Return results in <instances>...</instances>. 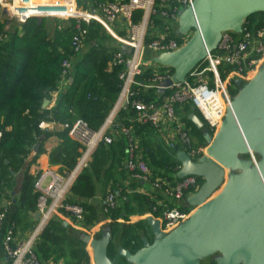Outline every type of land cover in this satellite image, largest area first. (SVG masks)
<instances>
[{"label":"built area","instance_id":"built-area-1","mask_svg":"<svg viewBox=\"0 0 264 264\" xmlns=\"http://www.w3.org/2000/svg\"><path fill=\"white\" fill-rule=\"evenodd\" d=\"M48 1V0H47ZM51 0L38 3L35 0H16L2 8L21 24L32 18H62L76 21L72 39L73 57L63 63L61 80L70 81L73 60L88 45V31L82 23H97L121 47L113 55L110 68L120 67L122 89L117 102L98 132L91 131L80 119L72 122H51L53 127L67 130L71 139L80 144V158L74 168L65 174L47 168L36 174L34 190L39 194L36 210L40 218L31 236L17 241L15 228L5 230L2 247L10 264H43L35 252V246L43 229L60 215L63 224L73 225L77 231L92 238L97 235L96 226L86 224L84 209L67 202L77 177L88 168L92 155L100 143L111 145L117 137L126 141L128 157L125 163L131 177L161 191L168 199L179 201L193 195L200 187L195 177L184 179L154 175L147 164L136 156L140 139L139 128L164 127L166 141L171 152H185L198 162L206 156V144L199 145L185 118L187 108L199 114L208 132L216 134L226 111L230 108L237 83L249 82L264 66V14L258 20H248L241 33L226 32L218 48L197 66L184 83L174 82L170 87L163 84L172 79L174 71L153 62V57L179 50L189 36L177 34L179 16L183 10L192 8L195 0ZM43 10V11H40ZM31 14V15H29ZM125 114L121 117L122 113ZM50 123V122H49ZM127 123V124H126ZM46 122L39 128L45 130ZM254 163L257 156L251 157ZM119 191L109 188L103 198V210L109 214L119 205ZM159 213V217H155ZM192 210L170 208L165 203L154 202L151 214L160 221L161 230L171 233L189 219ZM4 207L0 203V230L5 223ZM111 223V220H108ZM89 254H92L89 253Z\"/></svg>","mask_w":264,"mask_h":264},{"label":"trees","instance_id":"trees-1","mask_svg":"<svg viewBox=\"0 0 264 264\" xmlns=\"http://www.w3.org/2000/svg\"><path fill=\"white\" fill-rule=\"evenodd\" d=\"M259 17L260 15H256L249 20L253 22ZM8 24L0 18V203L2 199L10 198L16 176L23 171L17 212L12 219V226H17L25 215L35 212L39 197L34 190L36 177L30 174L28 167L24 170V166L37 140L41 136H49L48 132L39 128L40 123H73L80 119L91 131L98 132L119 98L122 81L121 68L111 69L109 66L117 52L115 45L107 46L112 38L97 23H82V27L88 31L89 49L79 55L80 58L77 56L73 60V69L69 76L72 83L70 81V87L60 94L55 109H43L44 100H48L58 90L63 63L73 57L72 39L76 32V21H71V26L67 28L57 27L53 37H50L45 19H29L11 33L6 31ZM237 90L238 88L231 91L232 96L236 95ZM129 113L133 115V112ZM129 113H122L121 117L130 115ZM187 113L189 116L192 110L187 108ZM185 121L198 144L205 145L204 132L195 128L188 117ZM205 128L208 131L206 126ZM137 132L144 133L147 137H153L155 134L153 128L148 126L139 128ZM52 135L60 140V144L49 153V164L59 168L64 174L72 170L78 162L81 146L69 137L67 130L62 129ZM140 148L148 156V165L163 171L160 176L168 177L171 181L176 178L181 165L175 153H168L158 140L151 141L146 138L141 142ZM41 153L39 149L38 155ZM126 156L124 138L117 137L109 146L100 143L88 168L75 180L67 202L78 204L84 209L88 226L98 220L96 208L87 202L95 197V180H103L104 190L111 180L118 182V177L124 174L122 165ZM199 183L202 184L201 181ZM113 189L116 192L119 190L120 196L125 197V200L123 208L118 205L108 214L112 239L120 233L118 221L122 215L123 219L129 222L132 215L140 217L151 211L154 205L149 203L147 196H128L122 185L118 184L116 189L113 186ZM146 226V221L134 225L125 224L119 250L126 249L132 254L140 250L142 238L148 239L147 230L150 228ZM102 237L100 234L93 238ZM35 247L42 263L93 264L92 254L85 251L86 245L82 239L67 238L64 235V225L60 224L56 217L43 229ZM119 250H116L111 240L109 259L114 264H128ZM67 256H70L71 263L66 260Z\"/></svg>","mask_w":264,"mask_h":264},{"label":"water","instance_id":"water-1","mask_svg":"<svg viewBox=\"0 0 264 264\" xmlns=\"http://www.w3.org/2000/svg\"><path fill=\"white\" fill-rule=\"evenodd\" d=\"M264 14V0H195L179 16L177 34L189 36L176 52L153 57L174 71L163 84L184 83L188 75L214 52L226 32L241 33L253 16ZM41 21V18H36ZM72 83V80H70ZM238 93L213 136L194 109L188 120L204 132L206 156L193 162L185 152L176 156L178 179L202 182L188 198L194 210L188 220L165 234L147 216L153 240L142 238L135 254L121 250L128 264H201L216 256L215 264H264V66ZM49 101L44 100L43 109ZM252 156H257L254 163ZM37 221L40 218L35 214ZM92 250L93 264H114L108 257L110 232L101 239L82 236Z\"/></svg>","mask_w":264,"mask_h":264},{"label":"crops","instance_id":"crops-1","mask_svg":"<svg viewBox=\"0 0 264 264\" xmlns=\"http://www.w3.org/2000/svg\"><path fill=\"white\" fill-rule=\"evenodd\" d=\"M1 1V0H0ZM38 3H45L51 0H35ZM6 5L12 6L16 0H12L11 3H8L7 0H5ZM3 3H0V8L2 10V12L9 14L6 10H3L2 6ZM0 10V14L2 13ZM43 11V10H40ZM3 14V13H2ZM31 15V14H30ZM45 20H48V18H43ZM70 23L66 26V27H61V28H67L71 26V21H69ZM51 24H47L46 23V27L48 29V32L50 34V37H53L54 31H55V27L52 30L53 26H50ZM9 25L7 26V33H11L9 32ZM112 38V37H111ZM113 42H111L110 44H107V46L109 47H114V45L117 47V50L121 47L120 42L115 40L114 38L111 39ZM87 49V50H86ZM89 46L87 45L85 48V52L88 51ZM70 87V81L68 82H63L60 81L58 83V90L56 92H54L50 98L48 99L49 101V106L46 110L49 111H53L57 105L59 96L61 93L65 92L68 88ZM190 116V115H189ZM189 116L186 117L189 118ZM46 124L48 125L47 128L44 130L45 132L49 133V136H41L38 140L37 143H35V145L33 146V148L31 149L30 153L28 154L27 158H26V165L24 166V170L27 168L30 172V174L36 176V174L43 170V169H47V168H52L55 170L59 171V168L57 167H52L49 164V153L54 150L59 144H60V140L55 136L52 135L56 132H58L59 130H62V128H60V126H55L53 127L52 123L50 122H46ZM155 134L153 137H147L146 135L144 136V133H138L136 132V135L138 136V138L140 139V142L138 144V147H136V156L138 158L143 159L144 161H148V156L147 154L144 153V150H142L140 148L141 142L146 138L149 140H158L159 142H161L163 144V146L165 147V149L167 150L168 153L173 154V152H171L168 148L167 145V141H166V129L162 126L160 128L157 129H153ZM127 148V147H126ZM41 149L42 153L40 155H38V150ZM179 152H176V156L178 155ZM128 157V153L126 156V159L124 160V163L122 165V169H124V174L122 175V177H118V182L115 181H110L108 183V185L106 186V190H104L105 186L102 189V203L99 205H95L93 202V199L87 201L90 205L94 206L98 212V217L99 215H101V212L103 210V198L106 194V192L108 191V188H112L113 186L116 189V186L122 185L123 189L126 190V194L130 197H132L133 195H141V196H147V200L150 201L149 203H165L168 205V207L170 208H179V209H190L193 212V208L190 207L189 203H188V198L191 196H187L179 201H172L170 199H168L161 191H158L157 189H155L152 184H143L141 182H137L135 181L132 177L131 174L127 171L125 163ZM31 164V165H30ZM148 164V163H147ZM150 167V166H149ZM151 171L153 174L155 175H160L161 173H163V171H158V169H154L152 166L150 167ZM121 170V169H120ZM122 171V170H121ZM60 172V171H59ZM22 173L18 174L16 176V183L15 186L10 194V198H4L1 200V205L4 207V211H5V223L4 226L2 227V229L0 230V264H10V261L8 259H6V256L4 254L3 251V247H2V242H3V238H4V233L5 230L8 228V226L12 225V219L13 216L16 214L17 212V202L19 200V194H20V183H21V179H22ZM65 174V173H64ZM97 185V184H96ZM119 191V190H118ZM118 199L120 203H123L125 200V197L122 198V196H120V191L118 194ZM147 201V202H148ZM60 217V215H58L56 218L58 219ZM155 217H159V213L155 215ZM38 225V221L35 218V214L33 213H29L27 215L24 216V219L22 220L21 224L14 226L15 228V237L17 241H25L27 240L32 232L35 230V228ZM64 225V224H63ZM65 226V225H64ZM91 226H96L98 228V232L97 235H102L101 233V224L99 222V219ZM76 230V229H75ZM77 231V230H76ZM151 232V231H150Z\"/></svg>","mask_w":264,"mask_h":264},{"label":"rangeland","instance_id":"rangeland-1","mask_svg":"<svg viewBox=\"0 0 264 264\" xmlns=\"http://www.w3.org/2000/svg\"><path fill=\"white\" fill-rule=\"evenodd\" d=\"M11 1L12 0H7L8 3H11ZM0 10H1V8H0ZM1 12H2V10H1ZM2 13L0 14V18L2 20H4V21H7L9 23L8 24L9 27H10L9 28V32H14L16 29L21 27V23L19 22V20L17 18L13 17L11 14H7V13H4V12H2ZM45 21H46L47 24H51L50 26H53L52 30H53L54 27L55 28H57V27H66L70 23L68 20L62 19V18H48V20H45ZM110 43H111V40H109L107 44H110ZM84 52H85V50L83 51V53ZM80 56L78 58H80ZM238 91L239 90L236 91V95H237ZM235 96H233V97H235ZM146 162L148 163L147 160H146ZM150 167H151V165H150ZM95 182H96L97 185H96V194H95V197L93 198V202H94L95 205H99V203L100 204L102 203V199H101V197H102V189L101 188H103L104 185H103V180H101V181L95 180ZM119 207L123 208V203H120ZM150 214H151V211H147L146 213H144L140 217H138L136 215H132L130 217L131 221H129V222H127V221H125L123 219L124 218V217H122L123 215L119 218L118 227H119L120 233L115 238L112 239V242L114 243L116 250H119V247L121 245L120 244V239H121L120 237L122 235L121 233H122V230H123V227L125 226V224L132 223L134 225V224H138L141 221H146L147 216H149ZM98 219H99V222H100L101 228H102L101 229L102 236H104L105 233L109 232V228H110L109 227L110 223H108L109 216L102 211L101 215H99ZM57 220H58V222L60 224L63 225V222H64L63 218H58ZM146 227H148V225ZM147 229H149V228H147ZM149 232H150V230L149 231L147 230V234ZM140 234H142V233H140ZM64 235L67 238H72V239H79L80 238L81 239L82 236L84 235V233L80 232V231H76L74 226L69 224L68 226H66V225L64 226ZM85 251L88 252V253L92 252V250H91L89 245H86ZM215 257L216 256L208 258V259L202 261L201 264H211L212 262H214ZM66 260L68 262H70V256H67ZM43 264H50V263L43 262Z\"/></svg>","mask_w":264,"mask_h":264},{"label":"flooded vegetation","instance_id":"flooded-vegetation-1","mask_svg":"<svg viewBox=\"0 0 264 264\" xmlns=\"http://www.w3.org/2000/svg\"><path fill=\"white\" fill-rule=\"evenodd\" d=\"M147 235H148V239H149L150 241H152V240H153L152 233H151V232H149Z\"/></svg>","mask_w":264,"mask_h":264},{"label":"bare ground","instance_id":"bare-ground-1","mask_svg":"<svg viewBox=\"0 0 264 264\" xmlns=\"http://www.w3.org/2000/svg\"><path fill=\"white\" fill-rule=\"evenodd\" d=\"M30 15V14H29Z\"/></svg>","mask_w":264,"mask_h":264}]
</instances>
